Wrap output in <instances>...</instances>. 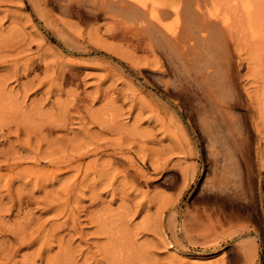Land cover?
I'll return each instance as SVG.
<instances>
[{"label": "rangeland", "instance_id": "374dc122", "mask_svg": "<svg viewBox=\"0 0 264 264\" xmlns=\"http://www.w3.org/2000/svg\"><path fill=\"white\" fill-rule=\"evenodd\" d=\"M62 1L0 0V264H264V0H222L245 198L212 187L227 161L199 123L207 85ZM212 188L248 209L216 226Z\"/></svg>", "mask_w": 264, "mask_h": 264}, {"label": "bare ground", "instance_id": "6f19581e", "mask_svg": "<svg viewBox=\"0 0 264 264\" xmlns=\"http://www.w3.org/2000/svg\"><path fill=\"white\" fill-rule=\"evenodd\" d=\"M62 2L63 6L75 7L78 12H85L92 19L102 16L115 27L132 28L143 34L149 49L159 57H163L170 69L177 73L183 71L192 75L201 81L199 88L204 83L207 85L208 93L204 95V90L202 93L207 99L199 123L209 147L212 150H221L224 161H227L222 173L226 176L224 181H216L217 186L216 183H212V187L218 189L220 187L224 190L234 188V193L245 198L247 195L245 181L250 177L248 153L246 149L244 150L246 129L237 113L239 101L230 78L231 55L226 33L232 24V14L224 8L222 0H63ZM250 8V3L243 4L245 12L249 13ZM193 65H196L195 70ZM214 74H218L219 81L215 80L213 84L210 79ZM191 86L194 88L193 83ZM185 87L180 83L179 90L186 89ZM231 143L236 145L238 151L232 150ZM228 165L235 166V173L230 171L232 169L228 170ZM213 188L211 194L216 198L203 206L201 213L215 216L216 226L232 224L239 216L237 212L248 209L246 202H241L236 208L234 203L229 205L223 199H217V190ZM246 245H240L245 258L251 250L248 248L249 244Z\"/></svg>", "mask_w": 264, "mask_h": 264}]
</instances>
